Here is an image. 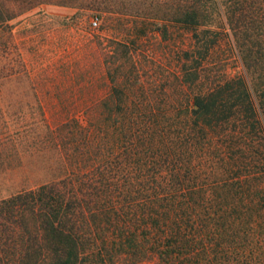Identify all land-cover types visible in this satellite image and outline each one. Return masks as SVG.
<instances>
[{"label":"rangeland","instance_id":"rangeland-1","mask_svg":"<svg viewBox=\"0 0 264 264\" xmlns=\"http://www.w3.org/2000/svg\"><path fill=\"white\" fill-rule=\"evenodd\" d=\"M186 2L0 0V198L82 172L165 170L152 156L193 95L246 75L224 15L236 0L196 29L175 19ZM207 27L225 33L211 43Z\"/></svg>","mask_w":264,"mask_h":264},{"label":"trees","instance_id":"trees-1","mask_svg":"<svg viewBox=\"0 0 264 264\" xmlns=\"http://www.w3.org/2000/svg\"><path fill=\"white\" fill-rule=\"evenodd\" d=\"M186 1L178 22L214 16L217 0ZM235 3L246 75L193 95L152 156L160 179L82 172L1 197L0 264H264V0Z\"/></svg>","mask_w":264,"mask_h":264},{"label":"built area","instance_id":"built-area-1","mask_svg":"<svg viewBox=\"0 0 264 264\" xmlns=\"http://www.w3.org/2000/svg\"><path fill=\"white\" fill-rule=\"evenodd\" d=\"M94 22V21H93Z\"/></svg>","mask_w":264,"mask_h":264}]
</instances>
